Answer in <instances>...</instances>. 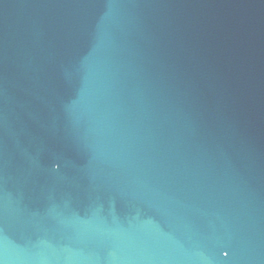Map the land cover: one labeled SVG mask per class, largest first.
<instances>
[{"label":"water","instance_id":"1","mask_svg":"<svg viewBox=\"0 0 264 264\" xmlns=\"http://www.w3.org/2000/svg\"><path fill=\"white\" fill-rule=\"evenodd\" d=\"M0 264H264V0H0Z\"/></svg>","mask_w":264,"mask_h":264}]
</instances>
